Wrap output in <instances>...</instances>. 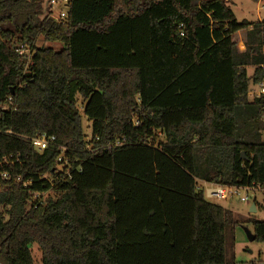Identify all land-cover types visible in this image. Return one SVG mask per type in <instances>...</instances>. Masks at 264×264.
I'll return each instance as SVG.
<instances>
[{
	"label": "trees",
	"instance_id": "16d2710c",
	"mask_svg": "<svg viewBox=\"0 0 264 264\" xmlns=\"http://www.w3.org/2000/svg\"><path fill=\"white\" fill-rule=\"evenodd\" d=\"M263 78L264 19L227 0H0V264H235L197 182L264 187Z\"/></svg>",
	"mask_w": 264,
	"mask_h": 264
},
{
	"label": "rangeland",
	"instance_id": "374dc122",
	"mask_svg": "<svg viewBox=\"0 0 264 264\" xmlns=\"http://www.w3.org/2000/svg\"><path fill=\"white\" fill-rule=\"evenodd\" d=\"M227 0V4L235 14L238 21L243 19L250 22L261 21L264 19V0ZM242 35V33H240ZM238 34L236 38H241ZM37 47L49 46L60 48V45L55 43L43 42L39 40ZM247 74L250 76L253 72L252 67H247ZM252 88V83L249 84V89ZM76 102L79 108L83 132L90 135V121L85 116L82 105L83 100L80 95L76 94ZM251 99V96L249 95ZM205 185L198 181L197 187L204 192V198L210 203L220 205L230 211V216L225 224V259L227 262L235 264H264V242L249 241L244 228L249 232H253L252 222L254 220H264V188L259 190H248L243 187L237 191H232V194L226 198L216 199L207 197L205 194ZM247 197V199H245ZM255 204V211L250 212V207ZM30 252L34 264L41 263V251L36 243L30 244Z\"/></svg>",
	"mask_w": 264,
	"mask_h": 264
},
{
	"label": "built area",
	"instance_id": "2783aa9c",
	"mask_svg": "<svg viewBox=\"0 0 264 264\" xmlns=\"http://www.w3.org/2000/svg\"><path fill=\"white\" fill-rule=\"evenodd\" d=\"M43 9L46 11L47 15L50 17H53L57 20L62 19L65 17L66 10L68 8L69 0H41ZM17 51L19 55L24 56L27 59V64L29 63L30 57H31V50L29 48H26L25 45L20 44L17 48ZM251 96V99L264 97V78L258 82L252 83V88L248 90V97ZM261 120L264 122V107L261 112ZM262 136L264 137V130L262 131ZM88 139L90 137L88 136ZM33 147L37 151H42L48 147L50 143L53 142L52 137H46L44 135H37L33 139H31ZM115 145H118V142L115 143ZM65 149H62L61 154L57 158V162L60 166L61 174H59L58 179H70L71 178V170H70V160L67 158L64 154ZM6 162V160H0V164ZM67 166V167H66ZM66 167V168H65ZM65 168V169H64ZM64 170V172L62 171ZM57 174V172H56ZM9 173L3 172L0 173L1 179H8ZM44 176L43 179H46L51 185L55 182V179L53 177ZM205 185H208L205 188V194L207 197L211 198L214 197L216 199H222L226 198L228 195L232 194V191H237L238 186H228V185H221V184H214V183H206L203 182ZM29 182H23V187L28 185ZM248 190H259L261 186L259 185H253V186H245L243 187ZM264 188V187H263ZM38 198V195L34 197V200ZM247 199V197H245Z\"/></svg>",
	"mask_w": 264,
	"mask_h": 264
},
{
	"label": "water",
	"instance_id": "95a60500",
	"mask_svg": "<svg viewBox=\"0 0 264 264\" xmlns=\"http://www.w3.org/2000/svg\"><path fill=\"white\" fill-rule=\"evenodd\" d=\"M255 211V204H252L251 207H250V212H254ZM245 229V232H246V235H247V238L249 239V241H254V234L249 232V230L247 228H244Z\"/></svg>",
	"mask_w": 264,
	"mask_h": 264
},
{
	"label": "crops",
	"instance_id": "0c3cea01",
	"mask_svg": "<svg viewBox=\"0 0 264 264\" xmlns=\"http://www.w3.org/2000/svg\"><path fill=\"white\" fill-rule=\"evenodd\" d=\"M260 0H258L257 2H259ZM243 33V35L241 36V38L244 36V32H242Z\"/></svg>",
	"mask_w": 264,
	"mask_h": 264
}]
</instances>
